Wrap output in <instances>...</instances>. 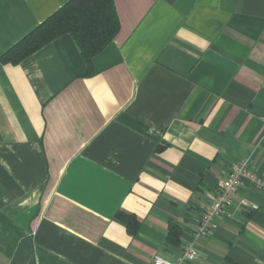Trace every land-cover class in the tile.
<instances>
[{
    "label": "crops",
    "instance_id": "obj_1",
    "mask_svg": "<svg viewBox=\"0 0 264 264\" xmlns=\"http://www.w3.org/2000/svg\"><path fill=\"white\" fill-rule=\"evenodd\" d=\"M68 1L0 0V264L173 260L232 164L264 176V0H113L89 65L68 33L2 58ZM195 242L184 264H264V193Z\"/></svg>",
    "mask_w": 264,
    "mask_h": 264
},
{
    "label": "trees",
    "instance_id": "obj_2",
    "mask_svg": "<svg viewBox=\"0 0 264 264\" xmlns=\"http://www.w3.org/2000/svg\"><path fill=\"white\" fill-rule=\"evenodd\" d=\"M117 30L113 0H70L5 52L2 58L18 61L57 36L68 33L89 65L91 58L109 43ZM180 234L179 226L171 222L167 243H178Z\"/></svg>",
    "mask_w": 264,
    "mask_h": 264
},
{
    "label": "built area",
    "instance_id": "obj_3",
    "mask_svg": "<svg viewBox=\"0 0 264 264\" xmlns=\"http://www.w3.org/2000/svg\"><path fill=\"white\" fill-rule=\"evenodd\" d=\"M243 184H248L264 193V176L250 168L246 160L232 164L227 175L220 180L218 193L211 200L208 207L202 211L194 237L185 244L182 252L173 260L155 255L152 259V264H184L185 262H193L198 256L195 239L197 236L203 237L210 234L215 226V218L224 212L226 204L229 203L232 197L236 196L238 188ZM240 204L245 207L256 208L255 205L250 206L245 199H241Z\"/></svg>",
    "mask_w": 264,
    "mask_h": 264
}]
</instances>
